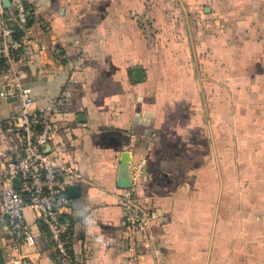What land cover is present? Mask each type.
<instances>
[{
    "label": "crops",
    "instance_id": "0c3cea01",
    "mask_svg": "<svg viewBox=\"0 0 264 264\" xmlns=\"http://www.w3.org/2000/svg\"><path fill=\"white\" fill-rule=\"evenodd\" d=\"M26 2L16 65L38 105L58 106L49 155L82 177L65 215L73 264H264V0ZM177 6L185 32L162 14ZM51 43L62 61L40 50ZM9 78L0 73L8 94ZM17 109L0 96L7 158L19 154L4 130ZM127 176L149 211L147 245L127 234ZM35 226L36 248L0 219V264H55Z\"/></svg>",
    "mask_w": 264,
    "mask_h": 264
},
{
    "label": "built area",
    "instance_id": "2783aa9c",
    "mask_svg": "<svg viewBox=\"0 0 264 264\" xmlns=\"http://www.w3.org/2000/svg\"><path fill=\"white\" fill-rule=\"evenodd\" d=\"M31 15L26 0H9L8 8L0 0V73L10 75L8 84L11 86L10 94L1 88L0 96H13L18 102V109L4 130L16 132L20 142L19 154L15 158H7L0 150V158L4 161V168L0 171V219L18 244L34 248L38 235L35 225H41L46 231L54 263L73 264L67 240L71 222L65 215L70 202L68 188L80 182L82 177L78 170L49 155L57 135L54 117L58 106L38 105L30 87L23 84L22 68L16 65L26 60ZM9 20L24 30L19 38L12 36ZM46 49L57 61L64 58L62 49L56 44L40 46V50ZM119 198L125 212L128 236L144 234L147 245L151 236L150 216L145 203L137 197L133 186L126 187ZM25 209L33 213L31 222L25 220ZM11 264H20L19 259H13Z\"/></svg>",
    "mask_w": 264,
    "mask_h": 264
},
{
    "label": "rangeland",
    "instance_id": "374dc122",
    "mask_svg": "<svg viewBox=\"0 0 264 264\" xmlns=\"http://www.w3.org/2000/svg\"><path fill=\"white\" fill-rule=\"evenodd\" d=\"M162 14H168L170 19H173L174 23L177 24L181 28L182 32H185L184 30L187 29V7L182 8V7H175V8H163ZM179 31V30H178ZM179 31V32H181Z\"/></svg>",
    "mask_w": 264,
    "mask_h": 264
},
{
    "label": "water",
    "instance_id": "95a60500",
    "mask_svg": "<svg viewBox=\"0 0 264 264\" xmlns=\"http://www.w3.org/2000/svg\"><path fill=\"white\" fill-rule=\"evenodd\" d=\"M3 2V6L5 8L9 7V0H2ZM139 70L138 69H133L132 70V73H138ZM126 169V167H124V170ZM13 183L16 185L17 184V180L14 179L13 180ZM119 184L123 187H130L132 186V181H131V178L127 176V178H124V177H121L119 179ZM78 189V186L76 184H73L71 186H69L68 188V192H73V191H76ZM0 262H1V256H0Z\"/></svg>",
    "mask_w": 264,
    "mask_h": 264
},
{
    "label": "trees",
    "instance_id": "16d2710c",
    "mask_svg": "<svg viewBox=\"0 0 264 264\" xmlns=\"http://www.w3.org/2000/svg\"><path fill=\"white\" fill-rule=\"evenodd\" d=\"M7 10V9H6ZM9 21H7L8 23ZM32 22V17L29 20L28 25H30ZM12 23V24H11ZM11 23H8L12 28H13V32H12V36L15 38H19L21 35L24 34V30L22 28H20L17 24H15L14 21L11 20Z\"/></svg>",
    "mask_w": 264,
    "mask_h": 264
}]
</instances>
